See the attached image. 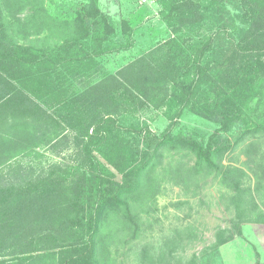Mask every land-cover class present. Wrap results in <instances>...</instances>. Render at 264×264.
Segmentation results:
<instances>
[{"label": "trees", "instance_id": "16d2710c", "mask_svg": "<svg viewBox=\"0 0 264 264\" xmlns=\"http://www.w3.org/2000/svg\"><path fill=\"white\" fill-rule=\"evenodd\" d=\"M44 1L0 0V236L18 241L10 258L0 259V264H107L100 256L104 224L112 215H122L133 238L138 236L140 215L135 210L158 192L160 181L152 175L167 149L194 156V166L220 177L234 199L252 198L251 188L242 184L248 173L224 161L228 153L246 144L247 161L259 159L255 176L264 179V154L255 153L264 140V121L256 123L253 118L264 108L261 0H244L249 5L248 27L238 37L226 28L201 41L191 40L187 48L174 40L165 42L130 63L119 76L111 75L90 88L88 94L93 95L79 105L51 98V94L61 95L54 73L67 61L59 52L62 47L47 54L16 38L26 39L22 31L30 24L46 25L54 37L71 29L75 36L92 40L101 55L113 51L114 45L105 42L116 29L97 0H87L74 18L61 21L49 16ZM25 5L32 14L22 22L17 13ZM172 5L175 12L195 15L182 19V26L199 23L195 0H173ZM121 27L123 36L129 31L126 20ZM115 46L125 48L122 43ZM148 102L168 107L171 113L176 106L175 116L160 135L146 124L129 126L134 139H141L134 145L120 134L117 118L124 110L148 107ZM187 109L219 125L207 141L174 130L175 120L177 124ZM67 129L78 131L88 169L75 170L69 179L62 176L69 171L56 167L24 184L5 174L2 165L23 138L43 130L58 135ZM256 208L239 210V221L264 224V210ZM235 226L239 228L238 223ZM232 238L233 234L219 243Z\"/></svg>", "mask_w": 264, "mask_h": 264}, {"label": "rangeland", "instance_id": "374dc122", "mask_svg": "<svg viewBox=\"0 0 264 264\" xmlns=\"http://www.w3.org/2000/svg\"><path fill=\"white\" fill-rule=\"evenodd\" d=\"M172 1L97 0L98 6L108 14L116 29L114 37L105 42L114 45L113 51L101 55H98L100 51L95 49L92 40L75 36L71 29L62 30L60 37H54L43 24H30L22 31L26 39L17 37L16 40L42 49L47 54L57 53V47H62L59 52L67 61L55 67L54 73V83L61 95L51 94V98L71 104L75 101L79 105L93 95L88 94L90 88L110 79L111 75L119 76L130 63L165 42L174 40L187 48L191 40L201 41L216 31L229 28V33L238 37L248 27L246 15L249 5L244 0H195L201 19L198 24L189 23L187 27L182 26L180 21L186 17L194 19L195 15L191 11H173ZM86 4L87 0L44 1L49 16L60 21L71 20ZM261 4L264 6V0H261ZM31 14L29 5L17 13L22 22ZM124 20L129 25V31L122 36L120 29ZM22 22L20 27L25 24ZM121 43L125 48L118 46L116 49L115 44ZM207 88L204 86L203 90ZM131 90L138 94L133 87ZM64 101H60L61 104ZM256 101L257 98L252 106ZM146 105L148 107L143 109L135 107L124 110L117 118L121 126L120 134L134 145H138L141 139H134L129 126L146 124L160 135L170 127V118L175 116L176 106L171 113L168 107H156L153 102ZM253 118L256 123L264 121V108ZM218 126L187 109L177 124L175 120L173 128L204 142ZM43 131L21 140L19 149L2 165L5 174L24 184L28 180L47 176L56 167L61 172L69 171L68 174L62 173L63 177L69 179L75 170L88 169L77 138L78 131L67 129L58 135H53L51 130H45L42 134ZM256 146L255 153L263 155L264 140ZM245 147L246 144H243L235 152L228 153L224 161L226 166L248 173L243 177L242 184L244 188H251L253 196L250 199L245 195L243 201L234 199L235 194L215 173L196 168L195 157L189 156L187 151L167 149L152 175L160 181L158 192L146 198L135 210L140 215V233L133 238L132 228L123 222L122 215H112L104 224L101 259L107 264L264 263V224L239 221L238 217L239 210H251L254 205L257 210H264V179L262 181L255 176L260 161H247ZM236 223L239 224L238 229ZM231 234L232 240L219 243ZM15 242L18 243L17 240L0 236V259L10 258ZM107 248L108 251L104 253Z\"/></svg>", "mask_w": 264, "mask_h": 264}]
</instances>
